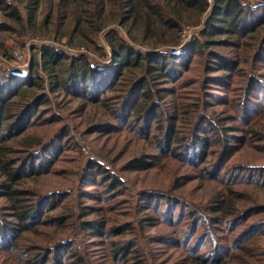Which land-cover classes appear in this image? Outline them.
Instances as JSON below:
<instances>
[{"label":"trees","instance_id":"1","mask_svg":"<svg viewBox=\"0 0 264 264\" xmlns=\"http://www.w3.org/2000/svg\"><path fill=\"white\" fill-rule=\"evenodd\" d=\"M51 22L53 36L42 41L85 49L96 61L44 43L29 78L11 71L0 76V196L9 211L0 210V264H147L135 240L117 239L129 224L104 228L131 206L133 193L103 163L90 161L81 182L82 195L93 202V208L83 206L82 215L96 216L82 222L98 245L88 252L64 232L80 214L74 206L65 211L63 202L74 204L77 194L25 186L26 179H45L57 170L51 161L70 134L64 128L53 137L43 135L57 120L44 107L52 92L83 105H106L111 119L99 120L95 130L106 127L105 133L147 145L127 169L159 171L178 161L194 172L188 182L218 184L203 205L154 189L137 197L147 213L140 222L160 227L154 238L178 250L183 264H263L264 218L253 223L250 217L264 211V203L242 186L264 188V164L236 165L230 158L243 148L264 153V1L0 0V54L10 57L13 46L5 32L20 44L29 33L46 32ZM188 26L198 27L199 34L183 46ZM245 67L251 71L237 83ZM206 68L224 72L211 73L206 84L200 79ZM196 82L200 91L189 88ZM212 85L223 89L225 117L205 108L216 102ZM42 229L59 236L49 241Z\"/></svg>","mask_w":264,"mask_h":264},{"label":"rangeland","instance_id":"2","mask_svg":"<svg viewBox=\"0 0 264 264\" xmlns=\"http://www.w3.org/2000/svg\"><path fill=\"white\" fill-rule=\"evenodd\" d=\"M249 2H262L264 0H247ZM41 18L39 17V20ZM53 26L52 22L48 25L46 32H42L38 29L36 35L29 33L27 36L21 38L22 43L17 44L10 38V33L6 32V39L9 43L13 44L12 48L9 50V56L0 54V76L11 71L13 74L19 76H24V78L30 77L32 62L35 58L34 55L37 53L38 47L40 48L44 43H51L56 47H61L68 54L85 53L93 58L94 55L85 49H75L69 48L67 46H62L53 41H42L44 38L53 36ZM199 34L198 27L188 26L185 28L182 35L183 46L191 44L193 36ZM42 38V39H40ZM100 43H102L108 50V45L102 38ZM217 48L220 47H209ZM95 57V56H94ZM207 54L203 57V60H207ZM96 57L93 59L95 60ZM251 71L250 68L245 67V71H242V76L240 78H247L248 73ZM222 72H213L210 69H205L200 75L202 83H208V77L217 73L222 74ZM247 74V75H246ZM235 83V80H234ZM198 88V83L192 84L189 88ZM204 87V86H203ZM209 90L214 94L213 101H216L214 105L209 106L206 104L205 108L208 113L217 114L218 116L225 117L227 113L221 109L225 105H222L221 100L224 98L222 96L223 89H220L217 85L209 86ZM203 93V89H201ZM203 104L206 102L207 96L202 94ZM231 96V95H230ZM45 110H50V113L57 117L55 122L50 123L44 129L43 135L47 137H53L57 133H62L64 128H68L70 134L64 140V149L61 152L54 153V160L51 161L52 165H55L57 161V170L45 179H26L25 186L31 189L37 190L40 193L59 191L63 189L73 190L77 197L75 198L74 204L71 200H65V211H67L71 206H74L73 212L80 214L79 218L70 221L68 227L64 232H70L68 236H76L79 246H81L85 251L92 248H97L98 245H94L91 235L85 231L82 222L96 218L93 214L89 213L86 216L84 214L83 206H90L93 208V202L86 199L82 193V179L84 178L85 171L89 169V162L97 160L107 166L110 170L118 174L125 183L132 190L133 197L130 207H124V211L117 213L112 217L114 221L111 225H107L104 228L120 227L125 224L126 231L122 235H118L117 239H123L125 241L135 240L138 244L139 249L144 254L147 264H183L184 256L180 254L178 250H174L166 247L156 241L154 235L160 227H149L147 221L140 222L146 218L147 213L139 204L137 197L139 194L146 193L150 195L154 190H161L163 192H174L182 195L188 201L197 202L201 205L212 200L213 195L217 192L218 184L213 181L206 182L202 179H197L195 181L188 182V178L194 175V172L188 168L182 167L178 161H174L171 165H166L159 171L154 169L152 171L146 170H130L127 169L128 161L133 159L136 155L141 152V148L146 149L145 143L136 141L133 139H128V136L116 135L115 133H105L107 131L106 127H101L104 130H95L94 128L101 123L105 124V120H110V111L106 110V105L102 103H83L76 99L75 101L63 97L59 92L49 94V102L44 105ZM50 113L46 116H50ZM47 117V118H48ZM100 120V122H99ZM99 122V123H98ZM98 128V127H97ZM36 135H32V138ZM64 137V136H63ZM63 139V138H62ZM22 143L13 142L14 146H18ZM58 154V155H57ZM58 159V160H57ZM235 160L236 165H251L255 166L257 164H264V153L260 150H255L252 148H243L237 152L234 157L230 158ZM38 181V182H36ZM24 186V185H23ZM91 188V186H87ZM246 191L252 195L251 198H256V201L264 203V188H256L253 185H243ZM154 189V190H153ZM83 190V189H82ZM96 193L100 191V188L94 189ZM145 195V196H147ZM39 194L37 195V197ZM155 198V197H153ZM57 200V198H56ZM55 200V201H56ZM7 202L3 196H0V210L2 212H9L7 208ZM248 204V203H247ZM70 212V211H68ZM264 218V211L258 212L250 217L251 222L256 223ZM43 231L46 229H42ZM112 231V230H110ZM43 234L47 236L49 241H54L58 238L59 233L53 230L49 233L44 231ZM111 232L108 233L110 236ZM30 242L31 238H29ZM258 242V240L256 241ZM255 242V243H256ZM259 245H264V240L259 241ZM100 251L93 252L91 256H96ZM176 262V263H175ZM264 264V263H263Z\"/></svg>","mask_w":264,"mask_h":264}]
</instances>
